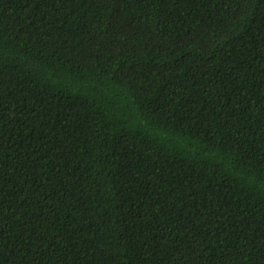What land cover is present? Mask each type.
<instances>
[{"label":"trees","instance_id":"trees-1","mask_svg":"<svg viewBox=\"0 0 264 264\" xmlns=\"http://www.w3.org/2000/svg\"><path fill=\"white\" fill-rule=\"evenodd\" d=\"M0 264H264V0H0Z\"/></svg>","mask_w":264,"mask_h":264}]
</instances>
